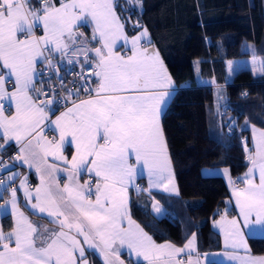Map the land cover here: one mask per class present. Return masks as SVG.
I'll list each match as a JSON object with an SVG mask.
<instances>
[{
  "label": "snow or ice",
  "instance_id": "obj_1",
  "mask_svg": "<svg viewBox=\"0 0 264 264\" xmlns=\"http://www.w3.org/2000/svg\"><path fill=\"white\" fill-rule=\"evenodd\" d=\"M129 2L142 7V0ZM119 6V0H60L59 6L55 0H40V7L31 0H0V100L7 99L9 108L15 106V114L9 117L0 103V140L4 141L0 149L13 140L19 145L14 159L35 168L40 176L34 192L27 186V177L21 180L26 206L33 215L56 225L49 229L34 224L20 210L17 189L12 188L11 199L0 206V214L6 215V206L11 204L14 218L11 232L0 229V264H88L85 245L98 250L104 264H124L120 248L125 246L146 264H199V253L191 256L195 233L182 248L168 242L157 244L131 218L129 189L138 175L147 172L149 188L135 187L150 195L151 188L169 192L173 182L161 121L174 99L175 85L151 46L147 28L131 39L130 54L117 51L119 41L124 42L121 47L129 43L117 14ZM81 26L91 27L90 40L77 31ZM41 28L43 34L37 35ZM92 41L99 46H91ZM247 47L253 71L264 76V60L258 62L255 47ZM69 50L72 57L82 55L83 63L93 68L96 87L89 85L84 89L89 98L72 100L71 107L52 120L53 102L37 103L45 94L36 87L35 78L43 75L37 64L46 62L52 68L51 56L60 53L63 59ZM13 78L14 91L9 93L5 81ZM72 95L69 90L67 99ZM75 95L78 98L79 92ZM45 128L58 133V139H49ZM253 142L254 155L245 146L251 164L242 178L245 187H236L230 176L229 184L244 227L257 234L264 232V131L257 134L254 130ZM71 146L75 153L69 159L64 151ZM61 171L67 173L62 187L56 176ZM83 174L89 179L82 184ZM9 179L14 182L13 177ZM152 207L155 213L162 212L159 203ZM214 227L224 232L226 246L230 243L247 251L240 221L222 216ZM186 251L188 259H179ZM135 264H140L139 259ZM241 264H264V257L249 255L241 258Z\"/></svg>",
  "mask_w": 264,
  "mask_h": 264
},
{
  "label": "trees",
  "instance_id": "obj_2",
  "mask_svg": "<svg viewBox=\"0 0 264 264\" xmlns=\"http://www.w3.org/2000/svg\"><path fill=\"white\" fill-rule=\"evenodd\" d=\"M119 5L129 31L136 30V21L148 29L178 84L161 122L179 193H154L168 208L162 215L134 195L133 215L158 241L183 244L195 232L199 250L220 248L211 221L235 208L225 178L203 169L228 167L240 183L249 166L243 143L250 141L249 125L264 128V76L250 63L228 81L226 68V59L252 56L247 45L255 47L257 61L264 60V0H142V7L119 0ZM197 61L199 75L210 82L199 80ZM9 148L0 151L3 156ZM11 223L10 215L2 216L6 230ZM250 246L264 253V237H251ZM92 264L103 263L94 256Z\"/></svg>",
  "mask_w": 264,
  "mask_h": 264
},
{
  "label": "crops",
  "instance_id": "obj_3",
  "mask_svg": "<svg viewBox=\"0 0 264 264\" xmlns=\"http://www.w3.org/2000/svg\"><path fill=\"white\" fill-rule=\"evenodd\" d=\"M57 6H59L60 0L59 1H55ZM31 4L35 7H40V0H31ZM117 10V14L121 17V21L124 23L125 25V33L126 35L129 37V43L125 46V47H121V45H123V41H119L118 45H117V51H120L121 54H124L125 52H127L128 54H130L129 49L131 48V39L133 37H135L136 35H138L139 33L136 32H131L129 31V29L126 26V23L123 19V17L121 16V14L119 13L118 9ZM77 31L82 32L84 34V38H87L90 40L91 36H92V29L90 26H81L77 29ZM37 35H42V28L40 30L37 31L36 33ZM150 36V35H149ZM151 39V36H150ZM152 42V39H151ZM79 44V41L77 42ZM143 43V42H142ZM91 46H99L96 44L95 41L91 42ZM154 46L155 49L159 52L160 58L163 61L165 67L167 68L168 73L170 74V76L172 77L173 81H174V85H175V90L178 87V84L176 83L168 65L166 64L160 50L158 49V47L156 46V44L154 42H152V45ZM55 55H57V57H61L60 53H55ZM67 56H69L70 58L73 59H84V57L82 55L78 56V57H72V52L71 50H69L66 54ZM91 55V54H90ZM227 60L230 59H226V68L228 71V67H227ZM235 60H238V58H236ZM39 64V63H38ZM38 64H37V68H38ZM250 65V64H249ZM243 66V65H242ZM232 73L228 74L227 72V78L228 81L231 80L232 78ZM198 78L201 82L203 83H208L211 80L210 79H204L202 78L201 75L198 74ZM37 79V77L35 78ZM96 79V78H95ZM94 87H96V84L94 82ZM5 88L9 91V93H11L12 91H14V78L12 80H7L5 81ZM175 92V91H174ZM173 92V94H174ZM89 98L88 95L87 96H83L80 97L78 99H75L76 102H79V100L81 99H87ZM49 101L53 102V99H50ZM41 101L37 100V103L39 104ZM0 103H3L6 106L9 107L10 102L7 99L4 100H0ZM67 107H71V102L68 103L64 108H62L59 111H56L55 114L53 115L51 112H49V117L52 120H55L56 116L60 115L61 112L65 111ZM166 110V109H165ZM47 111V109H46ZM15 114V106L14 104L11 105L10 108H6L5 111V115L11 117L12 115ZM42 127H44V125H41ZM250 127V142H251V151L252 154L254 155V142H253V134H254V130H256L257 134L259 131H264L263 127H260L258 125L255 124H251L249 125ZM50 133H52L53 135L51 136ZM44 134L46 136H48L49 139L56 137L58 139V133H54V132H50L47 130V128H45V132ZM165 136V135H164ZM4 141L0 140V144H3ZM9 146L11 150H15V153L7 159H4L3 157V153L0 152V180L4 181V184H0V206H4L6 201H9L11 199V189L12 188H16L17 189V201L18 204L20 206V210L23 211L25 213L26 216L29 217V219L36 225H43L44 227H47L49 229H53L56 227V225L49 223L48 219H41L40 216L37 215H33L30 208L26 206V200L24 197V190L23 188L20 187L21 184V180L24 177H27V186L30 188V190H32L33 192L35 191V188L37 186H39L40 184V176L39 174L36 172L35 168H29L27 164H22L21 162H18L14 159V157L17 156L18 154V149H19V145L16 144V142L10 141L8 144H5L4 147ZM3 147V148H4ZM2 148V149H3ZM0 149V151L2 150ZM75 153V148L74 146L71 147H66L65 151H64V155H66L69 159H71V156ZM49 162L52 163L53 161L51 160V158H49ZM57 164H59V166L61 167V169L64 168V165L62 162H56ZM7 166V167H5ZM251 167V164L249 163L248 169ZM228 169V174L224 173V170ZM248 169L241 175V182H237L235 183V186L238 188H243L245 187V184L242 182V178L244 177V174L248 171ZM171 171H172V177H173V182L172 184L169 185V192H165L162 188H151V195L149 194V191H137L135 185H138L140 189H148L149 188V180H148V175L147 172L145 171L144 174L142 176L138 175L136 180H135V185L130 187L129 189V199H130V212H131V218L133 221H135L136 224H138L141 228L144 229V231L152 237V239L157 243V244H164L166 242L173 244L176 247H183L185 245V243L187 242L188 239H190L192 237V234L195 233L193 232L183 244H178L175 243L171 240H161L158 241L156 240L146 229L145 227L134 217L133 212H132V198L134 197V195H136L137 197H139L145 206L149 207V209L154 213V211L152 210V205H153V200H157L159 201V203H161V208H162V212L163 214L166 213L168 211L167 206L164 204V202L157 197L154 193H164V194H168V195H178L179 193V189H178V185L176 182V178H175V174H174V170L172 168V163H171ZM204 173L206 175H222L225 180L228 183L229 186V190H230V204L231 206H233L235 208V213L234 214H229L226 212H224L223 214L215 217L212 219L211 224L213 229L219 233L220 238H221V247L217 248V249H209V250H199L198 246H197V236H196V242H195V252L191 253V256L193 258L196 257V254L199 253V264H207L210 261H215L218 262L220 264H241V258H244L246 256H251V257H264V253H260V252H254L250 246V238L251 237H264V232L262 233H257V234H250L248 232V230L244 227L243 225V220L242 217L239 215V208L236 206L235 203V197L232 195V186L229 184V176L231 177V180H233L232 178V174L229 170L228 167L225 166H213V167H205L203 169ZM57 179L59 180L61 187L63 186L64 183L67 182V173L64 171H61L59 173L56 174ZM9 177H13L14 178V182L13 180H10ZM89 179V175L88 174H83L82 177L80 178V183H84L86 180ZM256 182L258 183V172L256 173ZM7 214L10 215L11 217V227L9 230H6L2 224V216L5 214H0V229L3 230V232L5 234L9 233L12 231V228L14 226V218L11 215V204H8L7 206ZM0 213H3V208H0ZM156 215H158L157 213H154ZM162 215V214H161ZM222 216H226L228 220H231L233 218L237 219L238 221H240L241 223V231L244 232V242L246 243L247 246V251L245 250V248L243 247H237V248H233L230 246V243L228 246H226L225 244V234L224 232L221 230L220 227H214V223L218 222L221 220ZM253 220H255V217H252ZM123 227L127 228L128 224H127V220H125L123 222ZM196 235V233H195ZM86 248V258L88 259V264H92V257L97 256V258L102 261V263L104 264V259L103 257L100 255L99 251L96 249H88L87 246L85 245ZM189 253L183 252L180 254V256L178 257L181 260L186 261L188 259ZM139 259L140 264H146L145 261H143L142 257L141 258H137L134 252H131L126 246L123 248H120V260L124 261V264H132L135 263L137 260Z\"/></svg>",
  "mask_w": 264,
  "mask_h": 264
},
{
  "label": "built area",
  "instance_id": "obj_4",
  "mask_svg": "<svg viewBox=\"0 0 264 264\" xmlns=\"http://www.w3.org/2000/svg\"><path fill=\"white\" fill-rule=\"evenodd\" d=\"M48 55V53H45ZM53 67L49 68L45 62L38 64V69L42 70L43 75L38 76L36 79V87L43 88L45 94L38 97L37 100L49 101L53 99L51 107L56 111L64 108L72 100L78 99L83 96H87L88 93L84 90L89 85L94 87L95 77L93 76V68L83 63L84 59H73L69 56H65L63 59L53 54L51 56ZM69 59L72 63H69ZM87 81L88 83H85ZM69 90L73 93L70 99H67ZM79 92V97L75 93ZM35 97V93H32ZM6 108H9L6 106ZM52 136L53 134L50 133ZM244 145L251 147L250 141L243 139ZM15 153V150H11L9 153L4 155V159L10 158ZM237 182V179H233Z\"/></svg>",
  "mask_w": 264,
  "mask_h": 264
},
{
  "label": "rangeland",
  "instance_id": "obj_5",
  "mask_svg": "<svg viewBox=\"0 0 264 264\" xmlns=\"http://www.w3.org/2000/svg\"><path fill=\"white\" fill-rule=\"evenodd\" d=\"M139 24L141 27H139V28H136V30L134 31V33H136V32H140V31H142L143 30V28H146L142 23H140V22H137L136 21V23L135 24ZM147 31H148V29H147ZM148 34L150 35V33H149V31H148ZM251 61H252V56H249V57H241V58H238V60H235V59H230V60H227V67H228V74H233L237 69H239L242 65L243 66H245V65H249L250 63H251ZM229 62H232V64H231V69L229 68ZM259 62V61H258ZM251 65V64H250ZM197 74H199L198 72H197ZM217 104H219V101H218V103ZM154 203H159V201H157V200H153V204ZM159 205L160 206H162L161 205V203H159ZM153 206V205H152ZM152 210H153V207H152ZM154 211V210H153ZM155 213V212H154ZM161 214H163V212H161L160 214H158V215H161Z\"/></svg>",
  "mask_w": 264,
  "mask_h": 264
}]
</instances>
